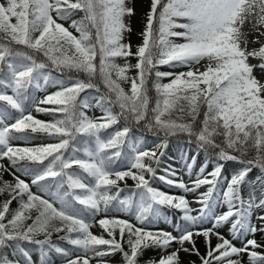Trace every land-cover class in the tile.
<instances>
[{
    "label": "snow or ice",
    "instance_id": "snow-or-ice-1",
    "mask_svg": "<svg viewBox=\"0 0 264 264\" xmlns=\"http://www.w3.org/2000/svg\"><path fill=\"white\" fill-rule=\"evenodd\" d=\"M135 3L0 0V160L7 159L14 169L19 165L17 170L31 175V184L48 197L33 193L15 173L14 183L4 181L2 174L8 169L0 164V194L9 196L0 204V264H21L20 259H9V249L23 255L27 264L24 243L36 245L43 258L54 250L63 257V264H91L97 258V264H108L103 258L115 253L122 255L123 264H139L148 249L167 254L147 264H181V251L198 257L200 264H242L245 255L247 264H264V252L257 251L264 244L254 238L257 233L264 235V198L258 200L254 189L247 198L243 195L254 170L260 173L256 182L264 188V44L249 50L243 31L249 23L264 36V0H150L139 33L142 42L133 52ZM77 13L83 14L79 20L73 19ZM60 21L71 23L65 27ZM174 38L184 42L176 43ZM253 43H259L258 37ZM116 58L125 63H116ZM202 61L203 70L197 67ZM160 66L188 70L161 72L157 70ZM133 69L136 75L130 77ZM53 70L65 79L54 81L59 90L37 103L32 92L49 84ZM81 73L86 79L79 78ZM164 78L169 82L161 83ZM122 82L130 83L127 91ZM101 84L106 91L94 106L102 115L92 118L84 109L93 105L80 99V93L88 89L101 92ZM153 90L155 97L149 94ZM29 104L53 119H36L28 111ZM121 120L125 121L122 128L107 131ZM142 122L144 128L165 137L186 134L194 138L201 150L216 158L213 170L205 174V165L192 179L189 163L188 182L171 178L177 173L170 168L165 169L166 175L157 176L152 163L159 166L163 153L144 150L130 139L129 125ZM36 134L57 142L35 147L13 144L29 143L39 138ZM161 146L166 144L157 148ZM125 147L131 150L126 156L128 166L120 170L115 165L125 156ZM25 161L39 167L29 168L21 163ZM219 161L240 167L222 177L224 164ZM128 178L135 187L121 198L126 188L119 182ZM156 179L184 193H197L207 186L194 201L199 209L190 207L185 196L154 188L150 180ZM221 179L226 185L223 189ZM14 200L18 207L8 218ZM223 205L226 211L217 214L215 208ZM165 206L182 213L184 223L176 225L178 235L147 228ZM113 209L133 213L139 226L109 218ZM257 209L259 223H254ZM102 212L104 218L95 220ZM90 221L108 238L93 234ZM206 222L211 227H198ZM227 224L234 239L241 234L253 238L246 239L242 247L234 246L219 231ZM53 233H64L59 239L75 252L57 246ZM213 236L219 241L214 247ZM196 237L204 238V255L196 246ZM173 243L179 247L169 252Z\"/></svg>",
    "mask_w": 264,
    "mask_h": 264
},
{
    "label": "rangeland",
    "instance_id": "rangeland-1",
    "mask_svg": "<svg viewBox=\"0 0 264 264\" xmlns=\"http://www.w3.org/2000/svg\"><path fill=\"white\" fill-rule=\"evenodd\" d=\"M131 6V5H130ZM150 6V0H136L135 3V8H136V15L133 16L131 18V27L133 29V34H132V44H133V52L135 51V46L140 44L142 42V37L139 35V33H141L144 29V24H145V20H146V16L145 13L147 12V10L149 9ZM127 19V18H126ZM63 24H67V21H60ZM179 22H185V21H179ZM176 31H182V29H176ZM243 31L245 33H247V38H248V49L252 50V49H258L259 46L261 44H264V36H259V34L253 29L252 25L249 23H246L243 26ZM261 31H264V28L261 29ZM259 39V43H253L254 39ZM176 43H183L184 41L180 38H174ZM125 42H127V34H126V40ZM130 62L132 64H135L136 60H134L133 58H129ZM251 63H257L258 61L256 60H251ZM122 63L124 64L125 61L122 58ZM205 62H201L200 65H197V67H200L201 70H203V64ZM187 68H182V67H177V68H170L169 66H161L159 71L161 72H168V71H174V72H181V71H187ZM258 74V72H257ZM128 75L131 76H135L136 75V71L135 69L131 70ZM54 81H56L55 79H51V81L49 82V84L47 86H45L42 89L39 90H34L33 91V97L35 99V101L38 103L39 99L42 98V96H44L45 94H52L54 93L53 91H57L60 88L59 84L54 83ZM161 83H167L169 82V78H164L160 81ZM41 83H43V81H41ZM126 87H130V83H125ZM129 89V88H127ZM80 99L90 103L93 105V107L88 108V109H84V111L86 112V114L89 117L95 118V117H99L102 115L101 109L99 107H95V102L96 99L98 98L97 96L91 95L88 92H82L80 93ZM40 107L43 108H51L52 105H39ZM28 111L33 114L35 117L37 118H41V119H50L52 118L51 114H46V113H37L35 111V105L34 104H29L28 105ZM12 122V121H11ZM123 125L122 124H116L114 128H112V130H110L109 132H112L116 129H120L122 128ZM130 139L131 142L133 143H139L142 148L144 150H155L157 151V154L159 155L161 152L163 153V155L160 157L161 163L159 165V167H156L157 170V176L158 175H166L165 173V169H174L175 172L177 173L176 177H171L173 179H183L185 182L189 181V173H188V169L186 167L187 164L191 163L193 165V175H192V179L195 178V173L199 171V169L205 165H207L206 167V171L205 174H207V172H210L213 170L214 166L216 163L210 162L208 163L203 157L196 155L195 154V150L186 143H179L177 142L175 139H173L172 137H165L162 133L160 135L157 134H153L149 137H144V138H140L139 136H137L134 132H130ZM151 137V138H150ZM56 139H52V138H47L45 140H39V141H35L32 143H25L24 141H14L13 144L14 146H19V147H30L31 145H38V144H46V143H55ZM165 146H161L159 148H157L158 145H164ZM129 149V148H128ZM130 150V149H129ZM192 157H195V161L193 162ZM222 164H224V169L222 171V177H227L229 176L231 173H233L234 170H236L237 168H239L240 166L238 164H236L235 162H225L222 161ZM0 164H3L5 166V168L8 169V171L3 172L4 175L8 178L13 177V173H15L16 176H18L20 179H23L26 183H28L29 185H31V180H32V176L31 175H24V173L22 171H19L17 169H14L11 167L9 161H7V159L4 160H0ZM128 166V161L125 162L121 167L120 170H125ZM260 175L258 170H254L248 179H250L252 181L251 184L246 185L243 188V195L245 196V198H247L248 194L250 191H252L254 189L255 191V195L257 197V199L259 200L260 198H264V188H262L257 182H256V177ZM146 178H149L146 176ZM129 180H131L130 178H128ZM133 181V180H131ZM152 186L160 191H163L165 193H169V194H173V195H177V196H185L191 203H190V207L194 208V209H199L200 205L196 204L194 201L197 198L199 192H203L206 191L207 186L202 187L200 190H198L197 193H184L182 190L174 188V187H170L169 185L165 184L164 182L160 181L159 179L156 180H150ZM226 185L224 184L223 179H221L220 182V189H223ZM32 192L38 195H41L44 198H48L46 196V194L44 192H41L38 189H32ZM127 190H125L124 192L121 193V198H124L125 196H127ZM58 206V205H57ZM169 207H162L161 208V216L159 218L156 219V222L154 224L151 225H147V228H149L152 231H166V232H170L173 235H178V232L176 230V225L177 224H182L184 223L182 220H179L177 217H181L182 213L180 212L178 214V216H176L175 213H172L171 210H169ZM227 206L223 205L220 207L215 208V212L217 214H220L224 211H226ZM177 210V209H176ZM179 211V210H178ZM260 210L257 209L254 212L253 215V222L254 223H259V221H257L255 219V215L256 213H258ZM118 215L121 217H125V211L120 210L117 211L116 209H113L109 215ZM193 215H197V212H193ZM104 213H100L98 214L94 219L95 220H99L100 218H103ZM132 219H130L131 222H135L134 224L139 226L137 224V221L134 220L135 216L132 213ZM134 220V221H132ZM92 222V227L90 229V231L95 234V235H103L104 231L103 229H101L99 227L98 224H96L94 221H90ZM198 227L200 228H205V227H211V224L206 222L203 225H199ZM220 233L225 237L228 238L236 247H242L244 242L246 241V239H251L253 238L252 235H244L241 234L239 235L238 238H233L232 232H231V226L230 224L227 225H223L221 226V228L219 229ZM255 239H257V241L259 243L264 244V235L257 233L256 236L254 237ZM196 246L199 248V251L201 253V255H204L206 253V245L204 243V238L203 237H196ZM219 241L217 240V238L215 236H213L211 238V245L212 247H214L216 245V243H218ZM186 247L188 246L187 244L185 245ZM179 245L173 243V245L168 249V251H173L175 250V248H178ZM257 251H261L264 252V249H257ZM9 252H11V256L13 258H18L17 253H13L11 249H9ZM167 253L162 252L161 250H157L153 253H151L150 255H148L147 257V262H149L150 260H152L153 258L155 260H158L160 258L161 255H165ZM37 256H35V254L33 256H31L30 259L32 264H38V258L36 259ZM20 259H22L20 257ZM97 259H93L91 261V264H97ZM104 260H106L108 262V264H121L122 260L120 255L118 254H114L110 257H105L103 258ZM180 260H181V264H192V262L194 261L195 264H200V260L198 257H196L195 255H190L188 253H184L183 251L180 252ZM147 262H145L144 264H147ZM56 262H48L47 264H55ZM29 264V263H27ZM242 264H247V256L245 255L243 257V262Z\"/></svg>",
    "mask_w": 264,
    "mask_h": 264
},
{
    "label": "trees",
    "instance_id": "trees-1",
    "mask_svg": "<svg viewBox=\"0 0 264 264\" xmlns=\"http://www.w3.org/2000/svg\"><path fill=\"white\" fill-rule=\"evenodd\" d=\"M83 14L82 13H77L75 16H73V19H76V20H79L80 19V17L82 16ZM71 23V21H67V24H64V26L65 27H68L69 26V24ZM69 30L70 31H73V33L75 34V31H74V29H71V28H69ZM134 60H135V58H133ZM136 62V61H135ZM116 63H118V64H120V65H123V63H122V58H116ZM161 67V66H160ZM160 67L157 69V70H159L160 69ZM80 79H86V77L84 76V74H80V77H79ZM113 78H115V76H113ZM51 79H55V80H57V79H65V77H63V76H61V74L59 73V72H57V71H55V70H53V71H51ZM155 79V77H154V75L151 77V79H150V82L149 83H151V80H154ZM121 86L122 87H124L125 88V90L127 91L128 89L127 88H129V87H126V85H125V83H121ZM100 87H101V92H97L95 89H88V90H85L84 92H88V93H90L91 95H94V96H97V97H99L104 91H106L104 88H103V85L101 84L100 85ZM53 92H56V91H53ZM50 93H48V94H46V95H49ZM150 96H152V97H155V91L153 90V91H151L150 93ZM32 95H33V92H32ZM46 95H44V96H42V98H40V100L41 99H43ZM52 107H54L53 105H52ZM115 111H119V109L117 108V109H114ZM46 114H48V113H46ZM49 115V114H48ZM35 117V116H34ZM36 119H39V120H42V121H51L52 119H53V116H52V118H50V119H41V118H37V117H35ZM12 122H14V121H12ZM118 124H122L123 126L125 125V121H123V120H121ZM115 127V125L112 127V128H114ZM129 127L131 128V132H134L137 136H139L140 138H144V137H149V136H151V135H153V134H156V133H154V132H152V131H149L148 129H146V128H144L143 127V122L140 124V125H135V124H131V125H129ZM112 128H109L107 131L109 132L110 130H112ZM39 138L38 139H34V140H32L31 142H29V143H32V142H35V141H39V140H45V139H47V138H50V137H47L46 135H43V134H36ZM157 135H160V134H157ZM168 137H172L173 139H175L177 142H179V143H186V144H189L194 150H195V152L198 154V155H202L209 163L210 162H213V163H217V160H216V158L214 157V156H211L210 157V155H209V153H207V152H205V151H203V150H201L198 146H197V144H196V142H195V140H194V138H192L191 140H190V138L186 135V134H178V135H174V136H168ZM52 139H54V138H52ZM55 142H57V140L55 141ZM40 144H38V145H31L30 147H35V146H39ZM127 150L130 152V150L128 149V147H125L124 149H122V151L125 153V156L124 157H122L120 160H118L117 161V163H116V165H115V167H119L120 165H122L123 163H125L126 161H127V158H126V156H127ZM146 163H149V161H145ZM222 161H219V163H221ZM22 164H25V165H27L29 168H36V167H39L38 165H35V164H30V163H28V162H21ZM45 163H47V161L45 162ZM152 166L154 167V168H156V167H159V166H157L155 163H152ZM20 166L18 165L17 166V168H19ZM75 171H79L78 169H76ZM158 176H161V175H158ZM2 179L4 180V181H9V182H13L14 183V177H11V178H8V177H6L5 175H4V173L2 174ZM42 184L43 183H51V181H44V182H41ZM119 185H120V187L121 188H126V190L127 189H133L134 187H135V182L134 181H131V180H129V179H126L125 181H121V182H119ZM30 187H31V189L32 188H34V187H38L37 185H30ZM127 193H128V191H127ZM7 199H9V196H8V194H7V192H5V193H3V194H0V204H2L5 200H7ZM18 207V204H17V202L14 200V201H12V203H11V205H10V212H9V214H8V218H10V216H11V210H15L16 208ZM173 213H175V214H177L175 211H178V210H176V209H170ZM127 213V217L128 218H130L131 217V213H129V212H126ZM35 215V213H33V216ZM109 218H119V219H124V218H122V217H118V216H115V215H111V216H109ZM125 220H128V219H125ZM129 221V220H128ZM130 222V221H129ZM27 223H31V221L29 220ZM132 223V222H131ZM64 235V233H59V234H56V233H53V235H52V241L57 245V246H59V247H62V248H64V249H66V250H68V251H70V252H75V249H73V247L71 246V245H69L66 241H64V240H61V239H59V237L60 236H63ZM104 236H105V238H108L107 237V234L106 233H104L103 234ZM39 238H43L42 236L41 237H39ZM117 238L119 239V234H118V232H117ZM23 248H24V250L27 252V254H28V260H27V263H29V264H32V262H31V260L32 259H30L31 258V256H33L34 254H35V256H37L36 257V259L38 258V264H44V260L46 259L47 260V263L48 262H56L55 264H63V257H61L59 254H57L54 250L53 251H50L49 252V254H48V256L46 257V258H43L42 257V255H41V252L39 251V249H38V247L36 246V245H33V244H28V243H24L23 244ZM125 250H127V245H125ZM157 250H159V249H148V250H145V252L143 253V255L140 257V260H139V264H144L145 262H147V257H148V255H150L151 253H153V252H155V251H157ZM115 254H118V255H120V257H121V260H122V263L121 264H123V259H122V255L120 254V253H115ZM17 255H18V258H16V259H20V257L22 258V259H20V261H21V264H25V258L23 257V255H21V254H19V253H17ZM8 257H9V259H14L12 256H11V252H9V250H8Z\"/></svg>",
    "mask_w": 264,
    "mask_h": 264
}]
</instances>
